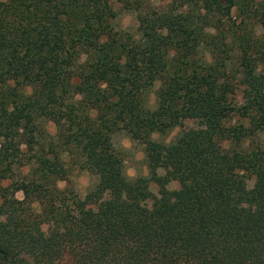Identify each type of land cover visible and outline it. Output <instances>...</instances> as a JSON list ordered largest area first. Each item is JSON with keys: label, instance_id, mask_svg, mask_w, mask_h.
Listing matches in <instances>:
<instances>
[{"label": "trees", "instance_id": "trees-1", "mask_svg": "<svg viewBox=\"0 0 264 264\" xmlns=\"http://www.w3.org/2000/svg\"><path fill=\"white\" fill-rule=\"evenodd\" d=\"M141 1L122 3L137 13L136 37L111 0L0 1V264H264V0L261 12L249 0L237 25L239 0H197L196 10L171 0L146 16ZM243 90L252 96L237 106ZM197 119L203 128L168 144L148 140ZM41 122L55 126L58 153ZM116 131L143 140L147 162L178 188L156 197L126 179ZM62 151L97 178L72 207L55 185L67 179Z\"/></svg>", "mask_w": 264, "mask_h": 264}, {"label": "rangeland", "instance_id": "rangeland-1", "mask_svg": "<svg viewBox=\"0 0 264 264\" xmlns=\"http://www.w3.org/2000/svg\"><path fill=\"white\" fill-rule=\"evenodd\" d=\"M5 1V0H0ZM125 1V0H124ZM123 0H111L112 5L115 10L119 11V28L122 30L123 33H125L127 36H137V27L139 25L137 13L133 11L132 7H125L123 6ZM132 2L133 0H127ZM142 3L140 4L141 7L137 11L140 13L141 16H146L150 14L151 11L154 12H160L164 8L172 3L171 0H142ZM197 0H192L189 8L191 10H196L199 8L200 3H195ZM249 0H239L238 1V7H234L230 12L231 20H234L235 24L237 25L240 22L239 17V10L246 7ZM262 0H253V9H255V12H261L263 6L260 5ZM131 4V3H130ZM250 7V4L247 8ZM127 8V9H123ZM260 14V13H258ZM222 29L225 31L227 29V25L223 24ZM242 28V27H241ZM246 29L252 30L254 33V37H259L262 34V29L259 25V22L257 19H252V22L246 26ZM161 34H164L163 29H159ZM209 33L214 35L215 31L213 29L209 30ZM241 34V29L238 32ZM206 57L208 58L207 54ZM262 65L258 66V69L261 68ZM158 82L154 83V85L149 89L147 92V104L149 107H153L154 104V93L157 90ZM262 91L264 92V85L262 87ZM250 96H252L250 93L246 91H240L237 92L234 102L237 106L242 105L244 102L250 99ZM233 122H235V117L233 118ZM205 126V123L202 120H183L179 124L175 125L168 131L164 133H151L148 136V140L150 142L154 143H160V144H168L172 141H174L178 136L187 134L190 132H194L200 128H203ZM40 127L43 130V134L46 135V140L44 142V146L51 142L55 148V151H59V149L56 147L57 141H54V135L56 133V128L51 122H41ZM147 139V138H146ZM259 140L264 142V133H262L259 136ZM112 145L114 150L118 153L121 161H122V170L123 175L126 179H135V178H142L145 181V188L146 191L152 194L153 196L159 197V191L165 190L166 192H171L178 188L177 183L173 179H169L166 175V168L159 164V163H149L146 159V153H145V143L143 140H133L131 139L124 131H116V133L112 137ZM62 150V149H60ZM27 156L22 157L20 159L21 164L18 167L13 168V173L11 175V180L13 182H16L27 175L28 166L27 165ZM59 158L62 161L63 165L67 169V179L66 181H57L56 187L59 190L64 191V196L68 200L66 202L68 207L73 206V202L75 200L83 201L85 196L90 191H95L97 178L86 171L79 170L74 164L72 159L69 157V154L66 151H62L59 153ZM7 183H3L2 185H5ZM244 186L245 189V197L244 199L240 200L238 202V208L242 211L247 210L252 202V193L253 188L255 186V180L254 178H246L244 180ZM1 193V192H0ZM14 197L17 200L22 199L21 192H16L14 194ZM106 195L102 194L100 197V201H98L97 204L91 203L89 206L96 210V208L100 209L103 206V201L106 200ZM87 202L89 201V198H87ZM146 205V204H145ZM148 205V204H147ZM32 208L34 211L38 212L39 208L34 203L32 205ZM42 229L45 230V225L42 226Z\"/></svg>", "mask_w": 264, "mask_h": 264}]
</instances>
